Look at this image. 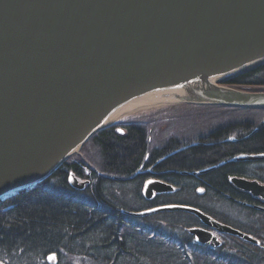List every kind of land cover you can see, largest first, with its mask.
<instances>
[{
  "label": "water",
  "instance_id": "water-1",
  "mask_svg": "<svg viewBox=\"0 0 264 264\" xmlns=\"http://www.w3.org/2000/svg\"><path fill=\"white\" fill-rule=\"evenodd\" d=\"M261 61L264 0H0V199L42 182L94 133L133 111L264 109V91L219 83ZM68 180L84 188L73 175ZM150 187L172 191L147 183V198ZM171 211L256 243L190 206L134 215ZM187 232L219 246L205 230ZM45 261L57 264L56 255Z\"/></svg>",
  "mask_w": 264,
  "mask_h": 264
},
{
  "label": "trees",
  "instance_id": "trees-1",
  "mask_svg": "<svg viewBox=\"0 0 264 264\" xmlns=\"http://www.w3.org/2000/svg\"><path fill=\"white\" fill-rule=\"evenodd\" d=\"M219 83L264 91V61ZM137 119L134 125L122 120L97 131L80 154L68 158L44 181L0 199V264H47L45 257L50 253L56 255L57 264H65L63 257L81 258L89 264H264V251L252 245L247 244L240 256H227L220 253L222 248L198 249L186 242L191 237L184 229L194 222L189 213L127 214L146 207L137 202L138 190L131 189H138L144 178L130 176L148 152L143 116ZM87 148L93 150V157L82 155ZM187 155L179 153L166 162L182 169L193 162L185 159ZM70 175L86 179L85 187H71ZM159 216L163 227L154 224ZM147 221L151 224L146 225Z\"/></svg>",
  "mask_w": 264,
  "mask_h": 264
},
{
  "label": "flooded vegetation",
  "instance_id": "flooded-vegetation-1",
  "mask_svg": "<svg viewBox=\"0 0 264 264\" xmlns=\"http://www.w3.org/2000/svg\"><path fill=\"white\" fill-rule=\"evenodd\" d=\"M222 114L221 119L212 123L206 133H197L191 141H181L175 149L186 147L183 156L187 155L193 162L182 169L168 164L163 156L150 155L144 157V163L130 178L136 175L143 176L138 182L140 197L137 202H142L146 211L168 205L166 202L190 203L195 208L209 217L214 222L229 227L238 233L248 235L256 243L247 241L238 235L221 233L216 229L206 226L198 217L193 216V224L185 232L191 237L186 242L195 243L198 249L216 250L227 256L242 255L245 246L252 245L264 251V159L234 160L238 155H257L264 153V110L257 111L253 118L246 114L247 111L234 108H216ZM139 119L133 118L128 125H134ZM120 132V131H119ZM123 131H121L122 134ZM199 147L200 150H194ZM189 152V153H184ZM191 154V155H190ZM176 155V154H175ZM201 155V156H199ZM202 157V158H200ZM187 173V174H182ZM81 181L87 182L86 179ZM236 182H245L249 190L240 187ZM147 183L164 184L172 186L170 192H158L149 189V197L143 194ZM176 198V199H175ZM186 206V205H184ZM137 213V212H135ZM135 213H127L133 216ZM165 212H158L146 216H155ZM143 217V216H142ZM162 217L154 220L155 225H164ZM147 221L146 225H150ZM198 228L209 232L219 242V246L198 244L187 230ZM190 244V243H187ZM212 253L218 255L219 253Z\"/></svg>",
  "mask_w": 264,
  "mask_h": 264
},
{
  "label": "rangeland",
  "instance_id": "rangeland-1",
  "mask_svg": "<svg viewBox=\"0 0 264 264\" xmlns=\"http://www.w3.org/2000/svg\"><path fill=\"white\" fill-rule=\"evenodd\" d=\"M170 107L171 108L168 112L162 111L167 108L166 106H157L147 109L143 108L128 114V116L136 114L143 116V126L148 137V144L152 147V149L149 148L150 151L156 146L163 145L164 142L170 138L177 139L179 141H191L195 138L197 133H206V130L211 127L213 122L222 118V114L217 111H213V109L216 108L212 107H195L189 105H174ZM149 111H152V114L150 115L152 117L151 119H148L147 117ZM243 114L253 118L256 114H258V112L251 111ZM170 142L171 141H169V143ZM80 153L81 152L78 154ZM87 154L92 155L93 157V150H89L87 148L86 152L82 153L85 157ZM177 200L180 202L179 199ZM86 261L87 260L81 258L71 259L70 257H63V262L65 264H89V262Z\"/></svg>",
  "mask_w": 264,
  "mask_h": 264
},
{
  "label": "bare ground",
  "instance_id": "bare-ground-1",
  "mask_svg": "<svg viewBox=\"0 0 264 264\" xmlns=\"http://www.w3.org/2000/svg\"><path fill=\"white\" fill-rule=\"evenodd\" d=\"M260 110H263V109H260ZM169 141H171L170 143H169ZM180 142H181V140L179 141V140H177V139H173V138H170V139H167L165 142H164V144L163 145H161V146H156V147H154V149L153 150H151V154H153V155H155V156H163V158H166L167 160L168 159H170V158H172L175 154H179L180 152H183V150L186 148V147H181V148H178V149H175V150H173L174 148L173 147H175V145L176 144H179L180 145ZM149 143V142H148ZM169 143V145H166V144H168ZM171 144V145H170ZM148 146H149V148H151L152 149V147L150 146V144H148ZM83 147V146H82ZM82 147H81V149H82ZM80 149V150H81ZM80 150H79V152H80ZM147 150H148V148H147ZM78 152V153H79ZM78 153H76V154H73V155H71L69 158H71L72 156H74V155H78ZM182 154V153H181ZM239 156V155H238ZM187 158V160L188 161H190L191 159L187 156V157H185V159ZM235 158V157H234ZM233 158V161L235 160ZM67 160H68V158H67ZM66 160V161H67ZM237 160V159H236ZM65 161V162H66ZM168 164H170L169 162H168ZM191 164V163H190ZM190 164H188V165H190ZM54 173V172H53ZM182 174H187V173H182ZM50 176V175H49ZM48 176V177H49ZM45 180V179H44ZM43 180V181H44ZM34 186V185H33ZM30 188V187H29ZM27 189V188H26ZM24 191V190H23ZM11 195V194H10ZM9 196V195H8ZM5 198V197H4ZM1 199H3V198H1ZM264 262V261H263Z\"/></svg>",
  "mask_w": 264,
  "mask_h": 264
},
{
  "label": "snow or ice",
  "instance_id": "snow-or-ice-1",
  "mask_svg": "<svg viewBox=\"0 0 264 264\" xmlns=\"http://www.w3.org/2000/svg\"><path fill=\"white\" fill-rule=\"evenodd\" d=\"M262 155H264V153H262Z\"/></svg>",
  "mask_w": 264,
  "mask_h": 264
}]
</instances>
